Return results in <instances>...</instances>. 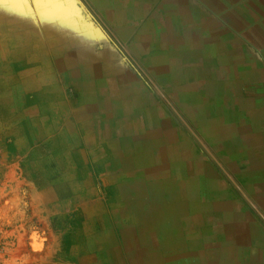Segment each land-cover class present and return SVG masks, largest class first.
I'll use <instances>...</instances> for the list:
<instances>
[{
  "label": "rangeland",
  "instance_id": "374dc122",
  "mask_svg": "<svg viewBox=\"0 0 264 264\" xmlns=\"http://www.w3.org/2000/svg\"><path fill=\"white\" fill-rule=\"evenodd\" d=\"M118 2L0 0V264H207L212 238L182 254L199 208L180 203L207 191L134 172L166 136L204 151L222 210L261 219L132 57Z\"/></svg>",
  "mask_w": 264,
  "mask_h": 264
},
{
  "label": "crops",
  "instance_id": "0c3cea01",
  "mask_svg": "<svg viewBox=\"0 0 264 264\" xmlns=\"http://www.w3.org/2000/svg\"><path fill=\"white\" fill-rule=\"evenodd\" d=\"M118 6L131 15L118 30L132 32L127 44L134 60L263 216L252 205L260 221L252 211L221 209L220 178L188 135L166 136L134 172L163 177L156 189L207 191L208 199L193 194L180 201L199 208L192 218L182 215L194 227L186 236L198 242L182 254L204 255L212 238L207 264H264V0H119ZM178 173L186 174L179 186L167 182Z\"/></svg>",
  "mask_w": 264,
  "mask_h": 264
},
{
  "label": "water",
  "instance_id": "95a60500",
  "mask_svg": "<svg viewBox=\"0 0 264 264\" xmlns=\"http://www.w3.org/2000/svg\"><path fill=\"white\" fill-rule=\"evenodd\" d=\"M152 83L154 84V86L156 87V89L159 91V93L165 98V100L172 106V108L175 110V112L180 116V118L182 119V121L190 129V131L194 134V136L201 142V144L204 146V148L207 150V152L214 158V160L217 162V164L224 170V172L227 174V176L230 178V180L234 183V185L240 190V192L243 194V196L246 198V200L262 215V213L256 207V205L254 204V202L250 199V197L246 194V192L240 187V185L238 184V182L229 174V172L224 168V166L214 156V154L207 148V146L203 143V141L200 139V137L197 135V133L193 130V128L188 124V122L178 112V110L174 107V105L168 100V98L163 93V91L153 81H152Z\"/></svg>",
  "mask_w": 264,
  "mask_h": 264
},
{
  "label": "bare ground",
  "instance_id": "6f19581e",
  "mask_svg": "<svg viewBox=\"0 0 264 264\" xmlns=\"http://www.w3.org/2000/svg\"><path fill=\"white\" fill-rule=\"evenodd\" d=\"M69 6V5H68ZM109 6H111V5H109ZM133 7V6H132ZM18 9V8H17ZM21 11V10H20ZM51 13V12H50ZM109 72V71H108ZM100 83V82H99ZM164 83V82H163ZM256 154V153H255ZM225 194H228V192L227 193H225ZM116 243V242H115Z\"/></svg>",
  "mask_w": 264,
  "mask_h": 264
}]
</instances>
